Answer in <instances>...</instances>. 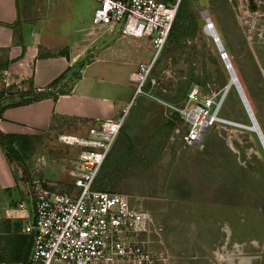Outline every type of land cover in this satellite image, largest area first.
Wrapping results in <instances>:
<instances>
[{"label":"rangeland","instance_id":"1","mask_svg":"<svg viewBox=\"0 0 264 264\" xmlns=\"http://www.w3.org/2000/svg\"><path fill=\"white\" fill-rule=\"evenodd\" d=\"M235 11L226 0H183L142 92L137 95L133 83L116 87V95L128 90L124 122L95 186L128 195L163 225L161 260L153 264H264V151L256 132L249 129L252 124L235 85L225 93L231 76L204 30L210 16L264 135V47L248 44ZM93 33L90 39H99L85 61L131 57L146 62L152 57L145 41L118 29ZM89 42L83 41L77 52ZM81 68L78 65L73 73L75 82ZM193 85L203 96L216 95L221 103L218 116L227 122L210 127L198 148L179 151L176 130L183 133L185 125L175 111L185 105ZM93 126L76 120L54 123L34 151L12 163L14 171L27 182L35 175L53 188H69L66 160L76 148L63 134L85 137ZM22 223L0 218V264H17L9 260L12 248L6 231L10 227L21 234Z\"/></svg>","mask_w":264,"mask_h":264},{"label":"built area","instance_id":"2","mask_svg":"<svg viewBox=\"0 0 264 264\" xmlns=\"http://www.w3.org/2000/svg\"><path fill=\"white\" fill-rule=\"evenodd\" d=\"M95 1L94 29H118L125 36L145 41L152 53L131 76L139 95L163 52L182 0ZM226 1L236 10L235 20L248 44L264 47V0ZM205 22L204 30H213L208 35L220 59L228 71L234 70L210 16ZM152 84H156L154 79ZM185 100L175 111L185 125L183 133L176 130L180 134L176 148L188 152L198 148L208 129L223 119L218 116L221 103L216 102V95L203 96L198 85L190 88ZM123 122V114L98 120L87 136L70 137L75 139L70 144L76 152L66 160L69 188H53L44 177L31 175L32 214L26 202L17 207L0 206V218L25 220L21 234L31 237V264H153L161 260L164 227L154 214L134 204L128 195L95 186Z\"/></svg>","mask_w":264,"mask_h":264},{"label":"crops","instance_id":"3","mask_svg":"<svg viewBox=\"0 0 264 264\" xmlns=\"http://www.w3.org/2000/svg\"><path fill=\"white\" fill-rule=\"evenodd\" d=\"M95 6V0H0L1 133L30 137L35 149L42 134L54 123L76 120L95 126L98 120L115 119L123 113L128 90L116 95V87L135 84L131 76L141 62L131 57L85 61L92 54L89 48L99 39H90L95 36ZM85 40L90 42L77 52ZM229 42L231 46V38ZM80 64L81 74L75 82L73 73ZM62 74L63 80L50 90L55 98L10 105L19 101L21 94L46 91ZM72 133L63 135L66 139L76 136ZM12 166L0 146V206L17 207L26 202L27 211L32 214L30 186ZM16 220L25 225V220Z\"/></svg>","mask_w":264,"mask_h":264},{"label":"trees","instance_id":"4","mask_svg":"<svg viewBox=\"0 0 264 264\" xmlns=\"http://www.w3.org/2000/svg\"><path fill=\"white\" fill-rule=\"evenodd\" d=\"M183 1V0H182ZM182 1L179 5V8L182 4ZM178 8V10H179ZM173 27V26H172ZM172 31V30H171ZM82 65V64H80ZM64 74L59 76L57 79L52 81L48 85L46 91H41L37 94L24 93L19 97V101H15L11 103V106H18L28 104L33 101L40 100L45 97H56L52 94L50 90L56 88L57 85L63 80ZM1 116V113H0ZM33 141L30 137L27 136H17V135H6L0 132V146L3 148L5 152L6 159L9 163H13L14 161H22L24 157L31 153L33 148ZM17 229H20V224H16ZM7 234L10 236V244H11V257L10 261L15 262L17 264H31L30 263V253L32 249V240L30 236L20 234L19 230H11L10 227H7ZM3 262V258L0 257V263Z\"/></svg>","mask_w":264,"mask_h":264},{"label":"water","instance_id":"5","mask_svg":"<svg viewBox=\"0 0 264 264\" xmlns=\"http://www.w3.org/2000/svg\"><path fill=\"white\" fill-rule=\"evenodd\" d=\"M229 73H230L231 79H230L228 85H230V83H232L231 81L233 80L232 78L234 77V80L236 81V83H234V85H235V87H236V89H237V91L239 93V96H240V98L242 100L243 105L245 106V109H246V111L248 113V116H249V119L251 121L252 127H254L256 125L255 132H256V135H257V137H258V139H259V141L261 143V146L263 148V151H264V135L262 133V130L260 129V126H259V124H258V122L256 120V117H255V115H254V113H253V111H252V109H251V107H250V105L248 103L246 95H245L244 91L242 90V87H241V85H240V83L238 81V78L236 77V74H235L234 70H232V69L229 70ZM227 86H226V88H227ZM231 123L235 124V125L243 126L242 124L233 123V122H231Z\"/></svg>","mask_w":264,"mask_h":264},{"label":"bare ground","instance_id":"6","mask_svg":"<svg viewBox=\"0 0 264 264\" xmlns=\"http://www.w3.org/2000/svg\"><path fill=\"white\" fill-rule=\"evenodd\" d=\"M212 32H213V30H208V29L206 28V33H207V34L211 35ZM232 79H233V80L231 81L232 83H230V85H228L227 88L225 89V92H226V93L228 92V90H229V88L231 87V85L234 84V83H236V81L234 80V77H233ZM249 129L255 131V129H256V125H255L254 127L251 126ZM65 139H66V138H65ZM66 140H70L71 143H72L73 141H75V139H72V138H68V139H66Z\"/></svg>","mask_w":264,"mask_h":264}]
</instances>
